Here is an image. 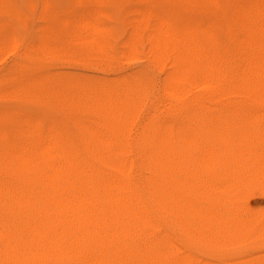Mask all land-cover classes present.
Returning a JSON list of instances; mask_svg holds the SVG:
<instances>
[{"label":"bare ground","instance_id":"1","mask_svg":"<svg viewBox=\"0 0 264 264\" xmlns=\"http://www.w3.org/2000/svg\"><path fill=\"white\" fill-rule=\"evenodd\" d=\"M34 1L0 0V264H264V0Z\"/></svg>","mask_w":264,"mask_h":264},{"label":"rangeland","instance_id":"2","mask_svg":"<svg viewBox=\"0 0 264 264\" xmlns=\"http://www.w3.org/2000/svg\"><path fill=\"white\" fill-rule=\"evenodd\" d=\"M15 1V3L17 4V6L19 7V8H23V9H25V4H24V0H14ZM33 3H35V1L33 0ZM33 26H35V27H37V26H39L38 25V23H36V25H33ZM137 65H132V68H135Z\"/></svg>","mask_w":264,"mask_h":264}]
</instances>
